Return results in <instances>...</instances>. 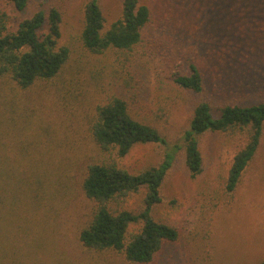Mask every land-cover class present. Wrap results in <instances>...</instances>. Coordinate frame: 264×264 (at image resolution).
Wrapping results in <instances>:
<instances>
[{
  "label": "rangeland",
  "instance_id": "obj_1",
  "mask_svg": "<svg viewBox=\"0 0 264 264\" xmlns=\"http://www.w3.org/2000/svg\"><path fill=\"white\" fill-rule=\"evenodd\" d=\"M90 0H30L16 12L3 0L10 23L60 13L59 46L69 59L58 77L37 81L14 96L9 81L0 86V152L16 159L20 183L0 210L5 264H132L113 251L83 247L80 230L94 204L81 182L87 167L114 162L137 173L173 156L160 201L151 216L178 231L147 264H259L264 262V128L257 152L232 193L225 176L244 131L199 136L201 172L184 164L183 135L193 108L264 100V0H138L150 10L142 39L129 50L87 51L80 39L83 7ZM104 30L119 18L122 0H96ZM203 79L201 94L180 88L174 78L189 64ZM14 89V90H13ZM118 96L136 120L155 128L165 143L136 144L124 157L103 152L89 136L96 105ZM13 103V104H12ZM145 188L113 208L138 213ZM35 200V203H34ZM138 225H131L130 232Z\"/></svg>",
  "mask_w": 264,
  "mask_h": 264
},
{
  "label": "trees",
  "instance_id": "obj_2",
  "mask_svg": "<svg viewBox=\"0 0 264 264\" xmlns=\"http://www.w3.org/2000/svg\"><path fill=\"white\" fill-rule=\"evenodd\" d=\"M3 1L21 12L30 0ZM150 17L148 7L138 0H122L119 18L104 30L98 3L90 0L83 7L81 43L94 54L108 49L129 50L142 39ZM59 23V11L51 8L47 14L38 10L12 24L5 6L0 4V86L9 81L15 86L13 94L17 97L37 81L59 76L69 59V50L57 43ZM188 66L189 73L177 75L174 82L186 91L201 94V73L195 64ZM263 128L264 100L248 105L227 102L216 109L207 101H199L183 135L184 164L188 172L192 177L201 172L199 136L206 132L244 131L246 141L233 155L225 176V190L232 193L257 152ZM88 133L99 149L113 150L117 157H124L136 144L165 143L155 128L134 119L126 102L118 96L95 106L88 119ZM173 159L172 154L165 153L160 164L137 173H130L114 162L101 160L90 164L81 190L92 201L94 209L78 234L80 244L93 251H113L132 264H147L164 244L173 243L178 238L177 229L151 216V207L160 201V185ZM18 171L16 159H6L0 152V210L6 204V195H11L8 189L12 192V186L22 184ZM141 188H145L142 211L133 213L113 208L115 203ZM134 224L138 225L137 230L130 232ZM2 244L0 238V264H5Z\"/></svg>",
  "mask_w": 264,
  "mask_h": 264
}]
</instances>
